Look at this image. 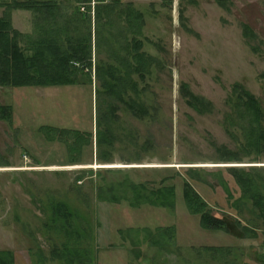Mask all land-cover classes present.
Listing matches in <instances>:
<instances>
[{
    "label": "rangeland",
    "instance_id": "1",
    "mask_svg": "<svg viewBox=\"0 0 264 264\" xmlns=\"http://www.w3.org/2000/svg\"><path fill=\"white\" fill-rule=\"evenodd\" d=\"M56 3L75 37L87 25L92 67L74 85L0 86V107H9L0 119V253L12 264H264V221L225 170L264 169L227 121L241 88L264 108V0ZM7 9L0 17L13 29L36 35L32 12ZM133 39L147 59L138 73L128 68ZM99 63L126 75L122 100L95 76ZM185 183L232 228L202 227ZM56 202L67 206L62 216Z\"/></svg>",
    "mask_w": 264,
    "mask_h": 264
},
{
    "label": "trees",
    "instance_id": "2",
    "mask_svg": "<svg viewBox=\"0 0 264 264\" xmlns=\"http://www.w3.org/2000/svg\"><path fill=\"white\" fill-rule=\"evenodd\" d=\"M5 1L6 0H2L0 5H7V11L19 9L30 11L34 14L36 35H24L13 29L9 15L4 16L3 14V16L0 17V86L19 88L49 85H74L78 72L85 75L87 71H90L92 67L91 33L88 31L86 24L84 29L86 30V34L84 33L82 36L75 37L70 28V19L64 18L63 15H59L60 12L62 13V5H58L56 0ZM74 1L77 4L81 3L84 5L90 2V0ZM218 1L222 4V0ZM77 7H79V5L75 4V8L78 10ZM65 9L67 12L68 8L65 7ZM129 12L130 13H128V10H123L121 13L127 19L129 29H133L136 26L128 20L129 16L132 15V12ZM78 13L79 12L76 10L72 11L74 19L76 18L78 20L80 18V16L77 15ZM136 14L138 17L139 15L141 16L139 13ZM61 21L65 22L61 24ZM24 38L28 39L25 45L23 44ZM141 47V42L133 39L135 53L131 58L134 63L132 62L133 64L131 63V66L128 68L134 73H138L141 63H145L147 60L145 55L139 52ZM126 49L127 48H125V50ZM117 59L120 62L122 61L119 58ZM123 61V67L126 69L127 61ZM115 71V67L99 63L95 69V76L101 81L103 88L108 92H112L117 99L122 100L121 98L124 97L123 93H125L126 85L129 81H126V75L116 79L114 74ZM89 76L90 74H88V77ZM262 77L264 78V73ZM120 86L124 89H120ZM237 87L241 88L240 86ZM183 90L186 91L185 85L183 86ZM184 94V96L189 99L188 104L191 106L198 107L203 104L202 100L195 97L193 94L188 92H184ZM238 101L239 102L236 103L234 107L235 116L227 120L229 121L228 125L236 127L237 130L241 131L244 139L243 147L245 149L255 150L257 154L262 157L264 156V108L253 96L249 95L242 88L238 96ZM128 105L132 114H137L140 118L146 112L144 109L143 113H141V107L135 105L133 100L128 102ZM8 113L9 107H0L1 120H6L8 118ZM225 170L234 178L241 192H244L243 194L252 202L253 207L258 211L259 216H261V219L264 221V190L261 188L262 186H260V184L264 185V181H260L261 178H259L258 174V172H264V169L261 170L253 167H248L247 169L241 167H227ZM183 192L188 210L200 215L202 227L212 231H228L232 228L226 222L225 218L215 217L208 209H205L199 196L193 192L190 184H184ZM163 195L164 197H161L159 194L157 195L159 198H157L158 200L160 199L159 203L161 206H167L170 204V201L167 199L169 195ZM54 206L55 215L62 216L63 214H61V212L67 210V206L63 203L56 202ZM68 229L72 231L71 228L68 227ZM241 235L244 236L245 233L241 232ZM215 251L219 250L217 249ZM7 255L10 256L8 253H0V264H12L11 256L9 257ZM60 255L62 257V254ZM68 255L67 261L69 263H74L76 256H72L71 254ZM81 262H83V260L77 261L76 264H80ZM39 264H43L42 261Z\"/></svg>",
    "mask_w": 264,
    "mask_h": 264
},
{
    "label": "bare ground",
    "instance_id": "3",
    "mask_svg": "<svg viewBox=\"0 0 264 264\" xmlns=\"http://www.w3.org/2000/svg\"><path fill=\"white\" fill-rule=\"evenodd\" d=\"M112 166H114V165H100V167H112Z\"/></svg>",
    "mask_w": 264,
    "mask_h": 264
}]
</instances>
